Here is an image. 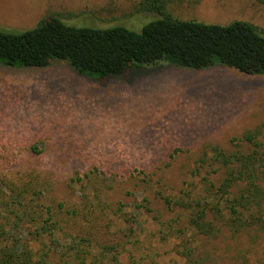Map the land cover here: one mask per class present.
I'll return each instance as SVG.
<instances>
[{"label":"rangeland","instance_id":"1","mask_svg":"<svg viewBox=\"0 0 264 264\" xmlns=\"http://www.w3.org/2000/svg\"><path fill=\"white\" fill-rule=\"evenodd\" d=\"M139 2L0 0V28L23 31L55 14L69 25L139 31L162 15L137 11ZM166 12L205 23L246 20L264 30V4L257 0H172ZM248 134L264 150V74L161 64L92 78L65 60L0 64V221L11 212L14 191L30 183L42 190L40 197H25L32 228L46 216L45 206L58 222L57 247L47 236L40 240L53 264L61 245L89 244L99 252L106 243L120 249L116 264H264V230L222 226L204 236L188 228L184 213L156 199L158 192L175 199L184 187L201 192L196 178L186 176L196 156L213 146L248 151ZM31 149L40 153L31 156ZM176 150L184 152L173 172L150 167ZM111 170H151L154 181L109 179ZM144 198L149 211L141 207ZM127 212L136 216L134 232L123 222ZM109 257L103 264H115Z\"/></svg>","mask_w":264,"mask_h":264},{"label":"trees","instance_id":"2","mask_svg":"<svg viewBox=\"0 0 264 264\" xmlns=\"http://www.w3.org/2000/svg\"><path fill=\"white\" fill-rule=\"evenodd\" d=\"M170 1L140 0L137 11H156L162 15L145 23L139 31L121 25L105 28L69 25L55 14L23 31L0 28V64L30 67L65 60L92 78L161 64L196 69L225 65L248 74H264L263 29L238 19L217 24L174 18L166 12ZM257 1L264 4V0ZM243 143L253 147L248 151H226L213 146L196 156L186 176L196 178L201 192L184 187L179 188L175 199H170V193L161 192L156 199L165 209L184 213L188 228L204 236L216 235L222 226L233 232L252 227L264 230V150L250 134L244 137ZM183 152L164 154L161 163L150 167L159 168L164 174L171 173ZM39 153L31 149L29 155ZM148 171L138 170L137 175L127 170H111L109 179L139 178V183L150 184L155 173ZM214 175H218L216 180ZM183 177L182 174L180 179ZM26 186L14 191L15 198L9 204L11 212L0 221V264H53L51 249L40 247V240L47 236L50 244L57 247L58 222L50 207L45 206L46 216L32 228L34 212L25 197L28 194L40 197L42 190L30 183ZM149 202L144 198L142 209L149 211ZM135 219L133 213L123 214L127 230L134 232ZM37 243L39 246H34ZM60 247L63 251L59 263L55 264H103L107 255H110L107 262L119 263L118 245L106 243L99 252H92L87 248L89 244Z\"/></svg>","mask_w":264,"mask_h":264}]
</instances>
